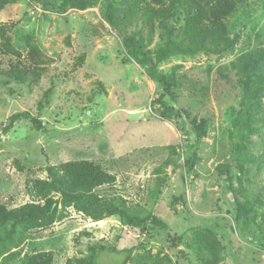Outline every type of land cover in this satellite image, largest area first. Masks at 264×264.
<instances>
[{
	"label": "rangeland",
	"instance_id": "374dc122",
	"mask_svg": "<svg viewBox=\"0 0 264 264\" xmlns=\"http://www.w3.org/2000/svg\"><path fill=\"white\" fill-rule=\"evenodd\" d=\"M127 1L94 0L80 10L63 0H0V26L12 27L11 43L0 41V205L59 201L54 220L18 228L0 264H27L40 253H52V264H78L93 245L116 251L99 254L97 264H121L128 248L127 264H264V0H237L238 10L224 20L236 40L230 50L213 53L206 44L159 64L174 80L164 98L179 112L171 120L154 112L162 88L106 20L109 3L122 10ZM155 8L158 16L146 18L152 25L132 29L144 53L183 35L180 10ZM247 55L262 66L252 122L237 123L243 87L233 64ZM30 56L43 64L35 67ZM12 65L36 74L10 78ZM26 113L44 128L36 130ZM194 121L204 127L201 139ZM72 161H90L114 177L94 190L107 205L156 216L168 229L147 224L142 232L117 214L95 221L63 206L43 183L48 167ZM235 199L248 201L246 211Z\"/></svg>",
	"mask_w": 264,
	"mask_h": 264
},
{
	"label": "trees",
	"instance_id": "16d2710c",
	"mask_svg": "<svg viewBox=\"0 0 264 264\" xmlns=\"http://www.w3.org/2000/svg\"><path fill=\"white\" fill-rule=\"evenodd\" d=\"M93 3L94 0H63L64 6H71L80 10H85ZM125 4L126 7L120 10L113 3H109L105 13L106 20L122 36V43L128 56L143 67L147 76L156 81L162 88L163 94L153 101L152 107L154 112L162 119L171 120L177 117L179 112L174 107L167 105L164 98L172 92L174 80L159 69V64L167 61L173 55L193 53L195 49L204 47L206 44L210 46L208 49L213 53H223L233 48L236 40L226 35L224 20L238 10L237 0H128ZM155 6L162 9L164 14L176 8L185 15L183 35L179 38V41H173L172 38L168 39L154 54L144 53L139 48L140 41L136 39L137 32L136 30L132 31V29H138L142 24L145 25L148 22L147 17L158 16V9ZM152 23L153 21L147 24L152 25ZM161 24L166 27L164 23ZM11 30L12 27L7 29L5 26H0V41H5L9 45L11 40L7 34ZM30 58L35 67L43 64V61H38L32 56ZM233 66L240 75L243 87L241 107L244 108V111L239 112L237 123L246 119L248 122H252L250 111L257 94L253 89V82L255 78L259 77L262 66L261 61L257 57L247 55L235 62ZM29 73L36 74V71L34 69L29 70L23 65H12L6 74L10 78L24 81ZM23 116L30 120L36 130L44 128L42 121L38 118L29 113ZM19 117V115L11 117L10 125L4 129L5 133L10 130ZM193 129L198 139L205 136L204 127L197 124L196 121L193 123ZM47 171L50 180L43 184L60 195L63 206L72 204L76 210L95 221L102 219L106 214H117L124 219L127 226L139 229L142 232L146 231L147 224L163 230L168 229L167 224L156 216L140 218L129 214L120 205H114V203L107 205V202L97 197L94 190L100 186L114 183V177L90 161H72L58 168L48 167ZM229 178L230 190L236 192L233 187V180L231 177ZM234 201L238 211H246L245 205L249 204L248 201L238 202L236 199ZM184 204L186 205V201H184ZM58 210L59 201L56 199H48L44 205L27 204L12 210L0 205V226H8L6 232L0 235V261L7 250L8 244L14 240L20 226L38 220L52 221L57 216ZM91 250L92 253L88 258L76 262L78 264H97L99 254L116 252L115 249L103 245H93ZM122 251L125 258L121 264H127L134 248ZM52 263V253L33 255L27 261V264Z\"/></svg>",
	"mask_w": 264,
	"mask_h": 264
}]
</instances>
